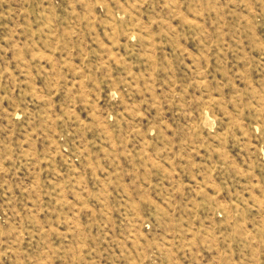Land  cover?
<instances>
[{"label":"rangeland","instance_id":"374dc122","mask_svg":"<svg viewBox=\"0 0 264 264\" xmlns=\"http://www.w3.org/2000/svg\"><path fill=\"white\" fill-rule=\"evenodd\" d=\"M0 264H264V0H0Z\"/></svg>","mask_w":264,"mask_h":264}]
</instances>
